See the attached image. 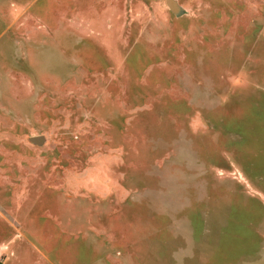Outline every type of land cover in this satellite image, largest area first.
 <instances>
[{
	"label": "rangeland",
	"instance_id": "374dc122",
	"mask_svg": "<svg viewBox=\"0 0 264 264\" xmlns=\"http://www.w3.org/2000/svg\"><path fill=\"white\" fill-rule=\"evenodd\" d=\"M178 1L0 0V264H264V0Z\"/></svg>",
	"mask_w": 264,
	"mask_h": 264
},
{
	"label": "water",
	"instance_id": "95a60500",
	"mask_svg": "<svg viewBox=\"0 0 264 264\" xmlns=\"http://www.w3.org/2000/svg\"><path fill=\"white\" fill-rule=\"evenodd\" d=\"M166 4L170 10L180 16L185 13V8L179 3L178 0H166ZM30 141L37 145H43L46 142V136L44 134L31 136Z\"/></svg>",
	"mask_w": 264,
	"mask_h": 264
}]
</instances>
